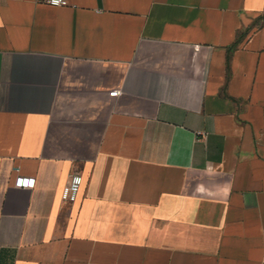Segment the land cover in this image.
<instances>
[{
	"label": "crops",
	"instance_id": "crops-1",
	"mask_svg": "<svg viewBox=\"0 0 264 264\" xmlns=\"http://www.w3.org/2000/svg\"><path fill=\"white\" fill-rule=\"evenodd\" d=\"M67 1L0 0V264H264V0Z\"/></svg>",
	"mask_w": 264,
	"mask_h": 264
},
{
	"label": "built area",
	"instance_id": "built-area-1",
	"mask_svg": "<svg viewBox=\"0 0 264 264\" xmlns=\"http://www.w3.org/2000/svg\"><path fill=\"white\" fill-rule=\"evenodd\" d=\"M48 5L54 7L67 6L69 3L67 0H44ZM119 95V91H114L111 96L115 97ZM84 185V178L80 173L72 175L69 183L63 188L62 200L66 204H74L77 202L81 189Z\"/></svg>",
	"mask_w": 264,
	"mask_h": 264
}]
</instances>
